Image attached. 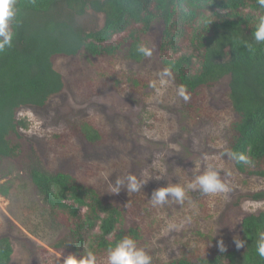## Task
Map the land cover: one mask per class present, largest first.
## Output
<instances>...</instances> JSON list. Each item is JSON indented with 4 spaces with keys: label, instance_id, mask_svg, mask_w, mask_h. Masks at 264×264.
<instances>
[{
    "label": "rangeland",
    "instance_id": "374dc122",
    "mask_svg": "<svg viewBox=\"0 0 264 264\" xmlns=\"http://www.w3.org/2000/svg\"><path fill=\"white\" fill-rule=\"evenodd\" d=\"M103 21L104 15L91 10L77 17L85 31L101 28ZM162 31L158 20L142 35L153 52L141 62L128 59L124 51L89 56L82 49L77 55L55 56L63 90L43 107L18 109L17 117L28 124L11 134L21 153L0 160V183H11L9 195L0 194V237L13 243L10 264H62L74 253L69 226H50L48 205L31 181L36 166L49 173L71 172L96 187L105 202L121 209L125 226L144 230L138 246L153 261H167L183 252L213 256L221 251V240L225 250L237 248L234 241L242 239V219L264 210V198H251L264 191V176L238 172L226 156L228 127L236 116L228 98L229 76L187 91L188 101L177 95L180 86L173 73L161 85L159 73L166 67L162 56L167 54L166 49L160 52ZM113 39L119 41L117 36ZM115 80L120 81L118 87ZM152 81L159 91L149 86ZM85 120L101 131L103 141L90 144L71 131ZM206 167L219 170L228 192L205 195L188 190L182 204L169 199L163 206H153L155 189L168 183L187 185ZM129 174L149 180L139 192L122 188L113 193L116 178ZM169 224L177 227L170 229ZM55 242L62 246L53 247ZM98 264H107V255Z\"/></svg>",
    "mask_w": 264,
    "mask_h": 264
},
{
    "label": "trees",
    "instance_id": "16d2710c",
    "mask_svg": "<svg viewBox=\"0 0 264 264\" xmlns=\"http://www.w3.org/2000/svg\"><path fill=\"white\" fill-rule=\"evenodd\" d=\"M15 6L12 44L0 51V160L21 153L11 138L18 128L28 126L17 117L18 109L43 107L65 87L62 74L54 68L55 56L77 55L82 49L89 56L124 51L128 59L139 61L143 56L136 48L143 43L142 35L160 20V50L167 52L162 62L179 86L195 92L229 76L228 98L236 116L228 127L226 153L247 156L248 163L231 159L238 172L264 176V43H256L253 36L264 9L257 0H15ZM89 10L104 15L101 28L85 31L77 25V17ZM115 36L119 41H114ZM244 42L252 43L253 51ZM130 79L137 86V80ZM113 83L118 87L120 81ZM71 131L90 144L104 139L86 120L75 123ZM30 176L48 205L50 226H69L74 253L90 250L99 260L124 236L137 243L143 239L140 226H125L121 209L105 202L96 187L71 172L49 173L36 166ZM10 188L9 181L0 183V194L9 195ZM251 198H264V191ZM240 230L246 241L243 251L234 248L213 256L183 252L167 261L155 259L153 264H264L256 253V238L264 232V210L246 215ZM52 245L59 248L62 242ZM11 254L10 238L1 236L0 264H9Z\"/></svg>",
    "mask_w": 264,
    "mask_h": 264
},
{
    "label": "clouds",
    "instance_id": "9594fccd",
    "mask_svg": "<svg viewBox=\"0 0 264 264\" xmlns=\"http://www.w3.org/2000/svg\"><path fill=\"white\" fill-rule=\"evenodd\" d=\"M257 3L261 9H264V0H257ZM17 14L18 9L15 6V0H0V51L10 47L12 44L14 37L13 24ZM253 36L256 43H264V14L257 17ZM244 46L249 51H253L252 43L244 42ZM136 51L143 57H151L153 52L150 47L143 43L137 46ZM159 77L161 85L166 83V78L172 77L170 68L165 67L159 73ZM149 86L159 91L156 81L150 82ZM177 95L185 101L190 98L184 86L178 88ZM226 154L237 163H248V158L243 153L228 151ZM157 178L159 179L160 176ZM148 180L138 179L133 174L117 177L112 192L118 193L122 188H126L128 193L139 192ZM196 189L205 195H215L229 191V187L221 178L219 170L215 167H206L201 174L196 175L194 180L187 185L168 183L166 186L155 189L150 201L153 206H163L169 199H174L182 204L186 199L187 191ZM168 227L171 229L177 226L169 224ZM234 242L237 248L243 247L246 243L245 240L239 237H236ZM219 248L221 252L225 251V245L222 240L219 242ZM256 253L260 258H264V232L259 233L256 238ZM152 262L153 257L149 252L145 248L138 246L137 241L129 236H124L118 240L107 251V264H152ZM62 264H98V259L96 254L89 250L83 253H70L63 258Z\"/></svg>",
    "mask_w": 264,
    "mask_h": 264
},
{
    "label": "flooded vegetation",
    "instance_id": "af4514ba",
    "mask_svg": "<svg viewBox=\"0 0 264 264\" xmlns=\"http://www.w3.org/2000/svg\"><path fill=\"white\" fill-rule=\"evenodd\" d=\"M153 25V24H152ZM151 25V26H152ZM144 44V43H143ZM161 45H162V41H161ZM160 52H161V50H160ZM145 58L146 57H143L141 60H139V61H135V62H141V61H144L145 60ZM133 61V60H132ZM10 242H11V240H10ZM11 245H12V253H13V243L11 242ZM12 255V254H11ZM12 259L10 258V261H11ZM10 264V263H9Z\"/></svg>",
    "mask_w": 264,
    "mask_h": 264
}]
</instances>
